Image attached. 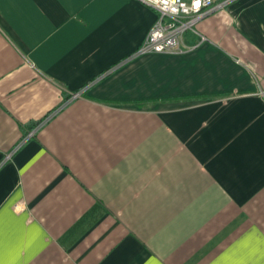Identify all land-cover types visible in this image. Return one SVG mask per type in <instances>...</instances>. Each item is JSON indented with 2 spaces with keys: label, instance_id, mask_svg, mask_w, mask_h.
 <instances>
[{
  "label": "crops",
  "instance_id": "0c3cea01",
  "mask_svg": "<svg viewBox=\"0 0 264 264\" xmlns=\"http://www.w3.org/2000/svg\"><path fill=\"white\" fill-rule=\"evenodd\" d=\"M156 20L0 0V264H264V0Z\"/></svg>",
  "mask_w": 264,
  "mask_h": 264
},
{
  "label": "built area",
  "instance_id": "2783aa9c",
  "mask_svg": "<svg viewBox=\"0 0 264 264\" xmlns=\"http://www.w3.org/2000/svg\"><path fill=\"white\" fill-rule=\"evenodd\" d=\"M157 12V20L150 29L139 52L180 51L182 35L193 29L196 21L229 0H140ZM77 94L72 95L76 97Z\"/></svg>",
  "mask_w": 264,
  "mask_h": 264
},
{
  "label": "snow or ice",
  "instance_id": "6c2138e0",
  "mask_svg": "<svg viewBox=\"0 0 264 264\" xmlns=\"http://www.w3.org/2000/svg\"><path fill=\"white\" fill-rule=\"evenodd\" d=\"M197 3H199V0H197Z\"/></svg>",
  "mask_w": 264,
  "mask_h": 264
}]
</instances>
